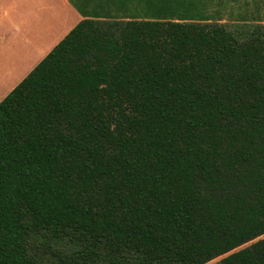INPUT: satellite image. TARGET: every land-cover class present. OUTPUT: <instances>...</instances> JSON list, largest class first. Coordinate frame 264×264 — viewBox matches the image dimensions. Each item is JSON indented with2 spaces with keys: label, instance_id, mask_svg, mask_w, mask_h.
I'll return each instance as SVG.
<instances>
[{
  "label": "trees",
  "instance_id": "obj_1",
  "mask_svg": "<svg viewBox=\"0 0 264 264\" xmlns=\"http://www.w3.org/2000/svg\"><path fill=\"white\" fill-rule=\"evenodd\" d=\"M70 1L0 98V264H264L263 0Z\"/></svg>",
  "mask_w": 264,
  "mask_h": 264
},
{
  "label": "crops",
  "instance_id": "obj_2",
  "mask_svg": "<svg viewBox=\"0 0 264 264\" xmlns=\"http://www.w3.org/2000/svg\"><path fill=\"white\" fill-rule=\"evenodd\" d=\"M223 1L227 3L223 5L224 13L225 9L237 10L235 0H208L209 7L217 8ZM122 3L130 7L129 0ZM87 7L92 8L93 4ZM81 19L83 15L70 0H0V57L11 59L9 67H24L7 94ZM52 35L56 43L46 51V36L50 39Z\"/></svg>",
  "mask_w": 264,
  "mask_h": 264
},
{
  "label": "rangeland",
  "instance_id": "obj_3",
  "mask_svg": "<svg viewBox=\"0 0 264 264\" xmlns=\"http://www.w3.org/2000/svg\"><path fill=\"white\" fill-rule=\"evenodd\" d=\"M245 0H235L234 4L236 5V9H240L239 6H245L244 5ZM250 2V1H249ZM251 8L255 5V3L251 0ZM262 12L264 14V0L262 3ZM231 20V19H230ZM55 36L52 35L50 39L46 36V51L49 49L50 46H54L56 42H54ZM0 97L7 94L9 91L11 85L13 82L18 79L23 74V68L24 67H9V64H12V61L10 58H2L0 57ZM16 61V59H14ZM219 259V258H218ZM217 259L213 260L212 262H215Z\"/></svg>",
  "mask_w": 264,
  "mask_h": 264
}]
</instances>
